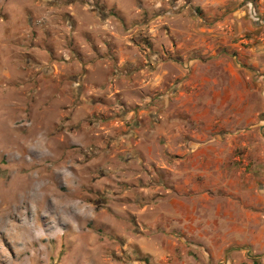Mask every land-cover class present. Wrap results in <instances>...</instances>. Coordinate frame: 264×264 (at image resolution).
<instances>
[{"label":"rangeland","instance_id":"rangeland-1","mask_svg":"<svg viewBox=\"0 0 264 264\" xmlns=\"http://www.w3.org/2000/svg\"><path fill=\"white\" fill-rule=\"evenodd\" d=\"M230 1L0 0V264H264V110L230 116L217 68Z\"/></svg>","mask_w":264,"mask_h":264},{"label":"crops","instance_id":"crops-1","mask_svg":"<svg viewBox=\"0 0 264 264\" xmlns=\"http://www.w3.org/2000/svg\"><path fill=\"white\" fill-rule=\"evenodd\" d=\"M214 24L220 28L217 32H222L224 37H227L223 39L222 44L227 45L230 51V60L217 66L229 83L225 89L227 95L222 96V99H230V116L263 112L261 102L259 107H255L252 101L259 98L262 105L264 104V0H232L230 13L226 14L223 20L217 19ZM253 129L230 130L235 136L243 134L241 140L232 141L234 139L230 138V160L237 158L234 152L236 147L244 148L247 145L249 148L257 142L256 139L253 140L252 134L256 137L258 129H254V133ZM231 192H237L236 195L241 199L245 198L243 199L245 203L251 204L248 200L249 192L246 194L243 189L235 191L230 189V198ZM238 207L243 211H250V205L245 206L242 202ZM233 210L230 205V214ZM232 227L234 225L230 224V228ZM233 240L234 235H230V242Z\"/></svg>","mask_w":264,"mask_h":264},{"label":"bare ground","instance_id":"bare-ground-1","mask_svg":"<svg viewBox=\"0 0 264 264\" xmlns=\"http://www.w3.org/2000/svg\"><path fill=\"white\" fill-rule=\"evenodd\" d=\"M15 184V183H14ZM27 186L25 187V188H21V189H19V191H18V194H17V196H16V198H25L27 195H29V191H30V189L32 188V190H33V193H36L37 192V190L38 191H41L40 193H42L43 195H46V185H40V186H38V187H32L29 183H27L26 184ZM22 187V186H21ZM14 190V189H13ZM7 194V193H6ZM31 195V194H30ZM33 196H34V194H33ZM4 198H6V197H4ZM17 201V200H16ZM19 201V200H18ZM24 201V200H23ZM37 202H38V200L37 201H35V203H36V205H37ZM1 204V203H0ZM15 204H17V203H15ZM20 204V203H19ZM39 204V203H38ZM51 204L52 205H64V206H66V204H67V199H65L64 201H60V200H56V199H53L52 201H51ZM27 205V204H26ZM75 206V205H74ZM75 207H77V205L75 206ZM14 209V208H13ZM18 211V210H17ZM7 212V211H6ZM13 213V212H12ZM18 213V212H17ZM46 218V217H45ZM44 220H46V219H43V221ZM26 220H23L22 222H21V224L23 225H21V230H24V232L28 235V236H30L31 234H30V232H29V228H31L33 225L34 226H40V224H38L37 222H34L33 224H31V223H28V224H26ZM48 227L49 228H52L53 227V225L51 226L50 224L48 225ZM23 233V232H22ZM20 235V234H19ZM37 237V236H36ZM40 239V238H39Z\"/></svg>","mask_w":264,"mask_h":264}]
</instances>
